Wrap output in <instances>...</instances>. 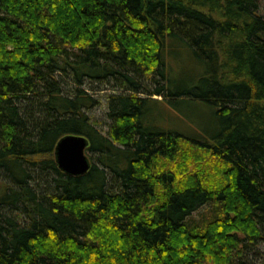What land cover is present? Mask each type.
I'll return each instance as SVG.
<instances>
[{
    "label": "trees",
    "instance_id": "obj_1",
    "mask_svg": "<svg viewBox=\"0 0 264 264\" xmlns=\"http://www.w3.org/2000/svg\"><path fill=\"white\" fill-rule=\"evenodd\" d=\"M262 4L0 0V264H243L264 241ZM195 103L211 132L158 123ZM66 135L81 176L56 165Z\"/></svg>",
    "mask_w": 264,
    "mask_h": 264
},
{
    "label": "rangeland",
    "instance_id": "obj_2",
    "mask_svg": "<svg viewBox=\"0 0 264 264\" xmlns=\"http://www.w3.org/2000/svg\"><path fill=\"white\" fill-rule=\"evenodd\" d=\"M260 14L264 16V4H262L260 8ZM176 73V74H175ZM173 72V76L177 79L181 77L178 73V69L176 72ZM111 91L105 90L99 93H95L92 96L98 101L97 105L93 107L90 111L87 112L88 116L96 123L98 128L102 130L104 133L107 130V118L105 116L107 107H106V98L109 95ZM92 94V92H90ZM168 107V106H167ZM164 106V112L162 116H167L165 120L160 117L161 110H158L159 117L157 115L158 123L162 125L166 129H174L178 132H181L183 134H195L198 132H195L194 130L196 128L191 127L189 124L190 122L186 121L185 119H188L190 121H193V126L197 127V129H200L201 132L208 130V132L212 131L213 128V122L209 114V110L200 105L199 103H195L192 105H181L176 111H179L180 114H182L185 118H177L176 115L178 113H175L174 110H170ZM163 108V106H160V109ZM167 110V111H166ZM170 118V120H169ZM189 123V124H188ZM196 129V130H197ZM208 209L206 207L202 208L200 211L195 213L193 215L194 220L196 222L202 221L205 217H209L210 213L207 212ZM243 264H264V241L260 243L256 248H254L251 251H248V253L244 256Z\"/></svg>",
    "mask_w": 264,
    "mask_h": 264
},
{
    "label": "water",
    "instance_id": "obj_3",
    "mask_svg": "<svg viewBox=\"0 0 264 264\" xmlns=\"http://www.w3.org/2000/svg\"><path fill=\"white\" fill-rule=\"evenodd\" d=\"M88 140L79 135H66L55 145L54 159L60 171L69 176L85 174L90 162L85 153Z\"/></svg>",
    "mask_w": 264,
    "mask_h": 264
}]
</instances>
